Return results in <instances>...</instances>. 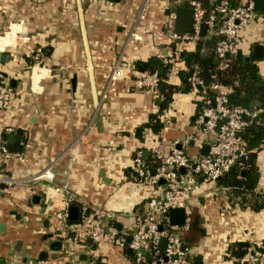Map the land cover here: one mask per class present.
Masks as SVG:
<instances>
[{"label":"crops","instance_id":"1","mask_svg":"<svg viewBox=\"0 0 264 264\" xmlns=\"http://www.w3.org/2000/svg\"><path fill=\"white\" fill-rule=\"evenodd\" d=\"M139 1L86 0L75 10L72 0H0V50L8 51L0 62V76L16 80L9 108L0 111V129L11 124L21 131L11 132L19 135V145L23 139L19 150L23 160L0 156L6 171L19 178L12 186H0L4 264H62L55 242L59 248L65 243L55 230L53 217L60 193L50 185H66L91 206L112 208L114 220L125 224L130 211L146 198V188L129 173L134 151L147 149L146 158L150 157V146L156 140L168 142L191 129L194 94L173 92L169 107L162 110L158 134L145 130L140 140L135 129L147 120L148 113L157 110L161 97L134 88L128 76L107 79L118 55L133 62L161 50L164 9L174 2L170 9L174 11L186 0H150L145 18L138 23L143 37L132 42L127 34ZM238 34L237 49L244 54L253 50L254 43L264 41V11ZM47 46L42 66L25 69L31 50ZM255 62L264 77V56ZM183 148L188 153L196 151L193 142ZM48 165L53 172L51 182L27 178ZM255 165L254 191L264 193V145L257 150ZM101 168L109 182L99 176ZM33 194L38 196L36 201L31 200ZM189 202L201 228V233L187 234L194 251L189 264H245L224 256L227 245L237 240L253 249L244 255L257 254L255 264H264V207L252 208L216 182L206 184ZM17 238L20 249L6 255ZM41 250H46V258L33 261ZM119 254L118 249L103 248L93 262L122 264Z\"/></svg>","mask_w":264,"mask_h":264},{"label":"built area","instance_id":"2","mask_svg":"<svg viewBox=\"0 0 264 264\" xmlns=\"http://www.w3.org/2000/svg\"><path fill=\"white\" fill-rule=\"evenodd\" d=\"M149 2L150 0H140L138 3L132 27L127 34L132 42L139 41L143 37L138 23L145 18ZM185 4L192 10L191 29L177 31L173 25L174 11L169 10L162 21L164 40L174 42L176 49L188 48L198 38L203 18L208 27H212L215 20H218L214 33L219 34V38L216 40L214 51L219 58V67L225 68L228 56L237 49L239 30L258 15V11L253 8V0H244L235 5H230L226 0H219L207 10L200 0H186ZM260 44L263 49L262 56H264V41ZM31 53L36 63L33 65H39L42 59L41 51L36 48L31 50ZM161 63L163 77L157 70L140 69L118 55L110 65L107 79L112 81L128 76L134 88L159 94L160 81L164 79L167 82H174L176 78L175 82H178L177 71L186 67L176 53L162 55ZM189 83L191 84L189 91L194 94L195 99L201 98V106L193 117L191 129L179 138L152 145L150 153L155 164L151 167L144 162L141 156L142 149L138 148L131 156L134 177L146 188V201L142 209L130 211L125 224H119L118 227V223L113 218L115 211L99 205L91 206V212L82 221L68 224L66 215L68 205L72 204L71 200L87 202L66 185L49 186L60 193L53 217L58 235L65 243L56 253L62 264L63 262L92 264L98 256V250L101 251L103 248L118 249L120 257L123 258L122 264H189L194 251L180 237V232L188 230L192 221L189 200L201 193L206 184L215 182L233 164H241L247 157L241 132L258 111L254 106L231 104L227 96L229 86L219 80H213L207 84L210 92L207 95L196 92L195 83L202 85L198 75H191ZM12 96L8 78L0 76V111L4 112L9 108ZM2 129L6 133L15 131V127L11 124H4ZM190 142L196 146L195 152L188 153L183 148ZM204 144L207 145L206 153L200 151ZM0 156L5 159L9 157L23 160L22 151L11 153L5 149L4 142L0 144ZM27 178L51 182L53 172L48 165ZM160 179H162L161 182ZM18 180V176L13 172L0 169V186H12ZM11 201L9 197L7 202ZM169 207L183 209V220L180 224L170 222ZM67 232H72L73 236H69ZM126 237H128L127 240ZM160 238H164L163 245L159 244ZM86 239L92 246L85 243ZM126 247L130 248L129 253L125 252ZM83 250H86L88 254L85 261L78 255ZM230 259L245 264H255L258 256L248 254L241 257L231 256ZM34 263L30 261L28 264Z\"/></svg>","mask_w":264,"mask_h":264},{"label":"trees","instance_id":"3","mask_svg":"<svg viewBox=\"0 0 264 264\" xmlns=\"http://www.w3.org/2000/svg\"><path fill=\"white\" fill-rule=\"evenodd\" d=\"M117 1V0H109ZM203 7L207 10L214 3L219 0H200ZM230 5H235L243 2L244 0H226ZM185 3V1H182ZM175 3L170 2L165 7L164 12L173 7ZM205 17V14H204ZM218 20H215L212 27H208L204 18L201 22L198 38L191 47L176 49V45L172 41L164 40L161 42L160 47L167 50L166 54L172 55L177 54L178 59L182 60L185 64V68H181L177 71L178 82H167L164 79L160 81L158 90L159 96L161 97L158 103L157 110L155 112H150L147 115V120L139 124L135 129V135L140 140L145 130H150L153 133L158 134L160 128L162 127L161 114L164 108L169 107V103L172 101V94L174 91L179 90L182 92H187L190 90L191 84L189 83V77L193 74L198 75L201 78V84L195 83L196 92L203 95L210 94L207 84L213 80H219L225 85L229 86L227 92L228 101L231 104H241L254 106L258 109L257 113L252 117L250 122L245 126L241 132V137L244 141V148L246 149L247 157L242 160L241 164H233L223 175L218 177L215 182L223 186L230 188L233 194L237 195L240 201L246 202L252 208L257 209L264 207V193L254 191V185L257 179V168L255 165V157L257 150L264 145V77H262L258 71V66L255 60L259 57L253 54L250 50L247 54L237 52L236 50L228 56L227 66L225 68L219 67V58L216 56L214 51V46L216 40L219 38V34L214 33V28L218 24ZM163 25L161 24V31ZM161 50L155 54L149 55L144 60H132L136 66L141 65L142 68L147 70H157L159 66H162L161 57L164 55ZM39 50L42 52V58L44 54L48 53V46L41 47ZM247 56V58H245ZM42 60V59H41ZM164 72L162 71L160 75L163 77ZM194 111L193 117L197 114L201 106V98L194 99ZM193 121V118L190 119ZM15 133H21L19 128L15 127ZM9 133L4 132L0 129V144L8 136ZM156 140L154 144H157ZM23 145L22 142L19 145L20 148ZM151 145V146H152ZM150 146V147H151ZM141 147V146H140ZM144 162L148 166H153L155 161H152V157H147ZM5 164V163H4ZM1 165V164H0ZM4 165L0 166L1 170L6 171ZM129 173L133 176L135 172L130 166ZM248 194V197L246 195ZM146 198L139 202V205L135 209H142ZM71 203L77 206V216L75 218H66L68 224H74L82 221L84 217H87L92 210L89 203H84L80 200L73 199ZM57 230V228H55ZM192 234L201 233V228L199 226V219L197 213L192 210V221L188 230L180 232V237L182 240L189 243V232ZM69 236H73L72 232H67ZM60 238V237H59ZM85 243L89 246L91 242L85 240ZM261 251L263 248H259ZM253 250L248 248V243L246 241H233L227 245L225 249L224 256L230 258L231 256L241 257L246 252ZM79 257L82 260H87L88 254L86 250L79 252ZM194 258L191 259L193 262ZM237 262V261H235ZM63 264H66L63 262Z\"/></svg>","mask_w":264,"mask_h":264},{"label":"water","instance_id":"4","mask_svg":"<svg viewBox=\"0 0 264 264\" xmlns=\"http://www.w3.org/2000/svg\"><path fill=\"white\" fill-rule=\"evenodd\" d=\"M253 8L258 11V12H262L264 11V0H253ZM191 21H192V10L191 8L185 4H177L174 7V16H173V25L174 28L177 31H189L191 29ZM252 51L253 54L257 57H261L263 55V49H262V45L259 42H256L252 45ZM237 52H240L239 49L236 50ZM8 53L7 50H0V62L4 61V57L5 55ZM245 58H247V56H245ZM140 69H142V66H139ZM26 69V67H25ZM162 66H159L157 68V71L159 73L162 72ZM15 79L10 77L8 78V85L12 88L15 86ZM22 81H24L22 79ZM70 83L73 85L74 84V74H72L71 78H70ZM213 103V102H212ZM19 135L17 134H9L6 138L4 147L7 151L9 152H15L17 150V147L19 145ZM200 151L202 153H206L207 151V145L204 144L201 148ZM148 154V150L147 149H143L142 150V158H146ZM99 176L101 177L102 180H104L105 182H109V177L103 174L102 168L99 169L98 171ZM162 181V179H160V182ZM38 199V196L36 194H33L31 197L32 201H36ZM15 210H12V213H14ZM168 213H169V219L171 223L174 224H180L183 220V209L181 207H169L168 209ZM77 216V206L75 204H69L68 205V209H67V215L66 218H75ZM117 226L119 227V224H117ZM5 229V224L4 222L0 221V232H3ZM128 239V237H126V240ZM54 243V242H53ZM57 244V247L59 248V244L56 241L55 242ZM164 243V238H160L159 240V244L163 245ZM52 245V244H50ZM21 246V239L17 238L15 240V242L12 244L11 248L6 251V255L11 256L15 250H19ZM183 246V244H182ZM125 252L129 253L130 252V248L126 247L125 248ZM47 252L46 250H41L36 257L32 258L33 261H37L39 259L43 260L46 258ZM23 261H25V256H23L22 258ZM5 260L4 257L2 255H0V264H4ZM97 262H93V264H96Z\"/></svg>","mask_w":264,"mask_h":264},{"label":"rangeland","instance_id":"5","mask_svg":"<svg viewBox=\"0 0 264 264\" xmlns=\"http://www.w3.org/2000/svg\"><path fill=\"white\" fill-rule=\"evenodd\" d=\"M63 2V1H62ZM72 7L76 10V6L78 5V4H80L81 6H83L85 3H86V0H72ZM78 7V6H77ZM171 9H173V8H171ZM0 33H2V29H0ZM30 52V51H29ZM42 53V52H41ZM32 53L30 52L29 53V57H28V60H26V62H25V67L26 68H28V70L30 69L29 67L30 66H32L33 64H36V63H34V61H33V59H32ZM42 62H43V60H41L40 62H39V65H42ZM119 264H121V263H119Z\"/></svg>","mask_w":264,"mask_h":264}]
</instances>
